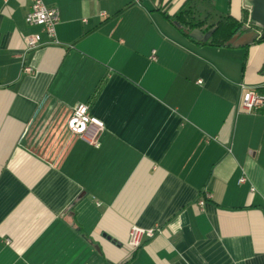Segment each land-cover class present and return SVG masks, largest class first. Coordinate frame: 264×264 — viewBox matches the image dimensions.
<instances>
[{
  "label": "crops",
  "instance_id": "0c3cea01",
  "mask_svg": "<svg viewBox=\"0 0 264 264\" xmlns=\"http://www.w3.org/2000/svg\"><path fill=\"white\" fill-rule=\"evenodd\" d=\"M187 1L43 0L55 41L25 73L39 28L0 0V264H264V108L238 110L241 84L264 94V40H189L162 14ZM245 1L214 6L239 21ZM77 103L96 146L65 129ZM133 225L161 233L131 249Z\"/></svg>",
  "mask_w": 264,
  "mask_h": 264
},
{
  "label": "built area",
  "instance_id": "2783aa9c",
  "mask_svg": "<svg viewBox=\"0 0 264 264\" xmlns=\"http://www.w3.org/2000/svg\"><path fill=\"white\" fill-rule=\"evenodd\" d=\"M28 11L24 15V22L28 26L38 27L37 32L23 36V72L31 73L32 68L26 64V55L32 50L55 41V29L59 21L58 9L54 6H47L43 0H26ZM43 36L46 37L44 41ZM154 53V51H152ZM242 93L238 102V110L242 112H254L264 108V94L257 92L251 87L241 84ZM65 129L71 135H75L93 145H98L97 134L104 129V122L92 115L87 103H77L71 110L65 121ZM240 182L245 181L242 176ZM208 196L207 192H204ZM205 197L198 199V205H203ZM161 233L159 226L143 228L136 225L131 226L128 234L127 244L131 249L140 246L143 238H150Z\"/></svg>",
  "mask_w": 264,
  "mask_h": 264
},
{
  "label": "trees",
  "instance_id": "16d2710c",
  "mask_svg": "<svg viewBox=\"0 0 264 264\" xmlns=\"http://www.w3.org/2000/svg\"><path fill=\"white\" fill-rule=\"evenodd\" d=\"M162 14L173 25H179L178 29L189 40L202 45L227 46L226 41L235 33H244L250 30L245 26L246 21H249L250 26L260 27L250 20L247 13L243 14V18L238 21L229 12L217 11L214 0H188L173 17H170L166 12H162ZM193 28H197L203 33L209 29H213V32L206 41L195 40L188 35V32ZM184 29L188 32L185 33ZM262 29L264 30V28ZM263 40L264 38H258L255 41Z\"/></svg>",
  "mask_w": 264,
  "mask_h": 264
},
{
  "label": "water",
  "instance_id": "95a60500",
  "mask_svg": "<svg viewBox=\"0 0 264 264\" xmlns=\"http://www.w3.org/2000/svg\"><path fill=\"white\" fill-rule=\"evenodd\" d=\"M245 5L250 9V20L264 28V0H246ZM213 29L203 33L197 28L192 29L188 34L190 37L206 41L212 34ZM258 38H264V31L258 32L251 29L244 33H235L227 41V45L244 46L253 43Z\"/></svg>",
  "mask_w": 264,
  "mask_h": 264
},
{
  "label": "flooded vegetation",
  "instance_id": "af4514ba",
  "mask_svg": "<svg viewBox=\"0 0 264 264\" xmlns=\"http://www.w3.org/2000/svg\"><path fill=\"white\" fill-rule=\"evenodd\" d=\"M247 24H248L247 27H249L250 30H251V29H254L253 26H250L251 24L249 23V21H247ZM254 30H256V29H254ZM256 31H258L259 33L262 32V31H260V30H256ZM263 31H264V30H263Z\"/></svg>",
  "mask_w": 264,
  "mask_h": 264
}]
</instances>
